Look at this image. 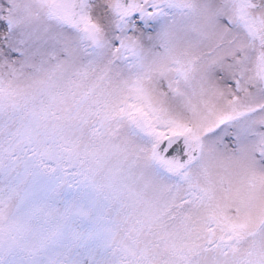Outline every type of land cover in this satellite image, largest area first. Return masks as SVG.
Listing matches in <instances>:
<instances>
[{
	"label": "snow or ice",
	"instance_id": "1",
	"mask_svg": "<svg viewBox=\"0 0 264 264\" xmlns=\"http://www.w3.org/2000/svg\"><path fill=\"white\" fill-rule=\"evenodd\" d=\"M29 159L108 201L123 264H264V0H0V167Z\"/></svg>",
	"mask_w": 264,
	"mask_h": 264
},
{
	"label": "rangeland",
	"instance_id": "2",
	"mask_svg": "<svg viewBox=\"0 0 264 264\" xmlns=\"http://www.w3.org/2000/svg\"><path fill=\"white\" fill-rule=\"evenodd\" d=\"M0 264H123L111 205L82 178L29 159L0 167Z\"/></svg>",
	"mask_w": 264,
	"mask_h": 264
},
{
	"label": "clouds",
	"instance_id": "3",
	"mask_svg": "<svg viewBox=\"0 0 264 264\" xmlns=\"http://www.w3.org/2000/svg\"><path fill=\"white\" fill-rule=\"evenodd\" d=\"M0 212H2V215H0V222H2L4 219V213L3 211ZM16 231H17L16 225L8 224L5 226L2 223H0V242L12 238L13 234L16 233Z\"/></svg>",
	"mask_w": 264,
	"mask_h": 264
}]
</instances>
